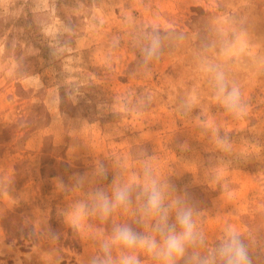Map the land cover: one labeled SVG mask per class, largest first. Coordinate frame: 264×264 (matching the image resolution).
Here are the masks:
<instances>
[{
	"label": "rangeland",
	"instance_id": "374dc122",
	"mask_svg": "<svg viewBox=\"0 0 264 264\" xmlns=\"http://www.w3.org/2000/svg\"><path fill=\"white\" fill-rule=\"evenodd\" d=\"M145 164L205 237L177 264L227 226L264 264V0H0V264H88L117 225L149 234ZM116 183L133 185L130 206L77 217Z\"/></svg>",
	"mask_w": 264,
	"mask_h": 264
},
{
	"label": "clouds",
	"instance_id": "9594fccd",
	"mask_svg": "<svg viewBox=\"0 0 264 264\" xmlns=\"http://www.w3.org/2000/svg\"><path fill=\"white\" fill-rule=\"evenodd\" d=\"M158 39L153 40L146 55L157 54ZM214 72L213 87L215 98L231 112L241 115L244 106L238 88H229L222 72ZM100 175L107 178L103 164L98 168ZM165 185H162L152 172L151 166L145 164L137 199L143 198L139 208L137 223L151 221V232L143 234L135 231L130 225H117L110 238L100 244V253L89 258L88 264H142L138 253L150 256L158 264H177L185 258L189 248H199L205 245L204 234L198 230L194 212L183 196L177 195L170 203L167 198ZM133 185L114 184L111 195L102 188H97L91 196V203H80L76 206V214L86 216L89 212L99 214L102 219L112 215L117 207L127 208L132 203ZM174 217V219H173ZM117 250L118 254L113 255ZM252 264L248 249L241 239L238 229L227 226L219 244L209 250L207 255L200 256L194 252L189 258V264Z\"/></svg>",
	"mask_w": 264,
	"mask_h": 264
}]
</instances>
